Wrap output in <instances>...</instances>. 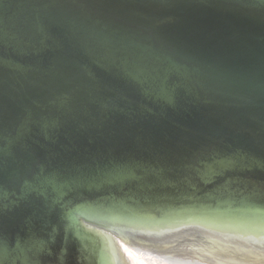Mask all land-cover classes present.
Here are the masks:
<instances>
[{
  "label": "water",
  "instance_id": "water-1",
  "mask_svg": "<svg viewBox=\"0 0 264 264\" xmlns=\"http://www.w3.org/2000/svg\"><path fill=\"white\" fill-rule=\"evenodd\" d=\"M118 240L264 264V0H0V264Z\"/></svg>",
  "mask_w": 264,
  "mask_h": 264
},
{
  "label": "bare ground",
  "instance_id": "bare-ground-1",
  "mask_svg": "<svg viewBox=\"0 0 264 264\" xmlns=\"http://www.w3.org/2000/svg\"><path fill=\"white\" fill-rule=\"evenodd\" d=\"M118 241L123 242L121 240ZM123 243L131 248L147 251L148 254L146 255L155 256L172 264H249L175 247H157L152 244H141L134 241H126ZM120 252L124 259L123 263L127 264L123 252L121 250ZM133 260L135 264H141L138 258L135 257Z\"/></svg>",
  "mask_w": 264,
  "mask_h": 264
},
{
  "label": "rangeland",
  "instance_id": "rangeland-1",
  "mask_svg": "<svg viewBox=\"0 0 264 264\" xmlns=\"http://www.w3.org/2000/svg\"><path fill=\"white\" fill-rule=\"evenodd\" d=\"M118 245L120 250L123 252L127 264H135L133 260L135 257L140 260L141 264H172L155 256L146 255L148 254L147 251L131 248L123 242L118 241Z\"/></svg>",
  "mask_w": 264,
  "mask_h": 264
}]
</instances>
